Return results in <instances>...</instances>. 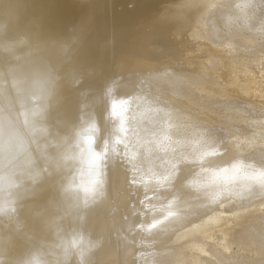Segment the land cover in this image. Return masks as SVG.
I'll return each mask as SVG.
<instances>
[{
    "label": "bare ground",
    "instance_id": "bare-ground-1",
    "mask_svg": "<svg viewBox=\"0 0 264 264\" xmlns=\"http://www.w3.org/2000/svg\"><path fill=\"white\" fill-rule=\"evenodd\" d=\"M0 264H264V0H0Z\"/></svg>",
    "mask_w": 264,
    "mask_h": 264
}]
</instances>
